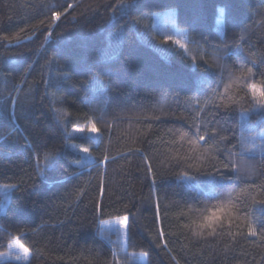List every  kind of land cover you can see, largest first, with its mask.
Wrapping results in <instances>:
<instances>
[{"label":"trees","instance_id":"obj_1","mask_svg":"<svg viewBox=\"0 0 264 264\" xmlns=\"http://www.w3.org/2000/svg\"><path fill=\"white\" fill-rule=\"evenodd\" d=\"M251 84L264 89V0H0V254L30 249L0 264H264ZM89 121L97 133L73 131ZM189 154H215L231 183L175 167ZM208 204L226 209L214 231L194 223ZM117 214L131 240L110 232Z\"/></svg>","mask_w":264,"mask_h":264},{"label":"snow or ice","instance_id":"obj_2","mask_svg":"<svg viewBox=\"0 0 264 264\" xmlns=\"http://www.w3.org/2000/svg\"><path fill=\"white\" fill-rule=\"evenodd\" d=\"M68 7H72V6L69 5ZM61 15H62V13H60V12H53L52 16H51V21L52 22L59 21L61 18ZM168 40H172V38L171 37L167 38L165 40V43H167ZM172 43L177 45L181 49L185 48V45L183 43H181L179 40H172ZM249 73H251V69H249ZM248 88H249V92L251 94V100H252V103L249 106V110L250 111H255V110L264 111V89L257 88V86L255 84L248 85ZM245 95H247V93H245ZM212 115H213V121H215V124L211 128V132L208 134V140L215 141L216 136L219 134V128L217 126L220 125V120L221 119L226 120V117L217 118L216 113H213ZM73 131L76 133H81V134L85 133V132L94 134V133L98 132V129L95 126V124H93L91 121H89L86 128L85 127H76L73 129ZM205 132L206 133L208 132L207 127H205ZM184 135H187V133H184ZM195 139L197 141H205L206 137L204 134H201L199 131H197ZM79 151L81 153L86 154V155L91 154L90 149L88 147H81L79 149ZM137 151H139V150H137ZM192 151H196V149L194 148ZM200 155H203V153H201ZM200 155L189 154V155L177 157L175 167H180L181 165H185L187 168H194L199 175H204V176L209 177L211 183H217L219 181H228L229 184L231 183L233 177L225 175V172L221 171V169L218 167L219 161L217 160V157L215 154L209 155L208 163L206 166H201V165L195 163V161L199 160ZM108 159L109 158L107 156H105L104 161H101V163L106 162ZM145 159L147 162V158H145ZM93 163H95V162L93 161ZM223 168L227 172H231V173H234L236 171V166L234 164H231L228 162H225L223 164ZM147 172L149 175H151L153 177V184H155V175L156 174L153 171V168L151 167V165L148 166ZM178 179L181 181L191 182L195 179V177L188 175L186 172L182 171V172H180ZM100 194H101V196L104 195L103 180H101V184H100ZM224 195L225 194L222 192L219 194V196L215 197V199H218L221 202H223L224 201ZM253 203L254 204H264V200L253 199ZM96 211H97V213L103 212L102 204L96 205ZM225 211H226V209L224 207H221L217 204H208V205H206L205 209L202 212V218L199 220L198 223H196V222H194V223L196 224V227L198 229H201V230L210 229V230L214 231L218 222L222 221V218H223V215L225 214ZM101 223L105 224L108 222L102 220ZM114 223L118 226L116 231L117 232H123L125 237L128 238L129 240H131L132 224L130 223V216L128 214H125V215L117 214L114 218ZM247 228H248L247 235L249 237L257 236V231L252 226V224H248ZM261 228H264V224L261 225ZM193 234L199 235V232H194ZM209 234L211 235V232H209ZM161 236H163V233H161ZM8 246L9 247H13V246L17 247L20 250V252L22 253V257L17 256L16 259H21V258H23L25 260L29 259L30 249H29V247L25 246V244L21 243L19 238L10 239ZM141 255L147 256L148 253L142 252ZM116 264H120V262L117 260Z\"/></svg>","mask_w":264,"mask_h":264},{"label":"rangeland","instance_id":"obj_3","mask_svg":"<svg viewBox=\"0 0 264 264\" xmlns=\"http://www.w3.org/2000/svg\"><path fill=\"white\" fill-rule=\"evenodd\" d=\"M174 38L176 40H179L180 42L183 41V36H181V33H179L178 31L174 32ZM117 225L112 222L108 225V228L110 230L111 233H117L118 236L122 237V239H124L125 235L123 234V232H117ZM17 256H21L22 257V253L20 252V250L13 246V247H8L7 252L0 254V262H17V263H22V262H26L27 260L21 258V259H16ZM140 264H144L145 263V258L143 256H139L138 260H137Z\"/></svg>","mask_w":264,"mask_h":264}]
</instances>
